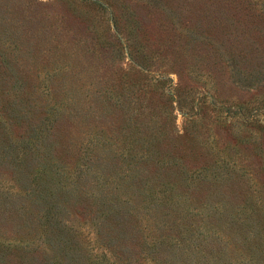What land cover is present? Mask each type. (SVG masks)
I'll return each instance as SVG.
<instances>
[{
    "label": "rangeland",
    "instance_id": "rangeland-1",
    "mask_svg": "<svg viewBox=\"0 0 264 264\" xmlns=\"http://www.w3.org/2000/svg\"><path fill=\"white\" fill-rule=\"evenodd\" d=\"M92 1L0 0V264H264V0Z\"/></svg>",
    "mask_w": 264,
    "mask_h": 264
},
{
    "label": "trees",
    "instance_id": "trees-1",
    "mask_svg": "<svg viewBox=\"0 0 264 264\" xmlns=\"http://www.w3.org/2000/svg\"><path fill=\"white\" fill-rule=\"evenodd\" d=\"M92 2L104 8V10L108 13V20L111 21L112 24L111 23L110 24L112 25V28L115 30V32L116 33L122 32L121 23L124 24L125 22H123V20L130 16L128 12V7L125 4V2H123V0H94ZM224 2L229 3L228 0H225ZM133 30L134 28H131L130 31ZM126 36L128 37V35ZM126 47L130 49V47H132V44L131 45L127 44ZM130 54L132 55V52H130ZM133 62H135L137 65H142L140 60L137 62L136 60H133Z\"/></svg>",
    "mask_w": 264,
    "mask_h": 264
}]
</instances>
